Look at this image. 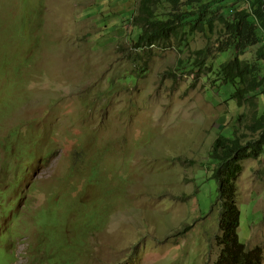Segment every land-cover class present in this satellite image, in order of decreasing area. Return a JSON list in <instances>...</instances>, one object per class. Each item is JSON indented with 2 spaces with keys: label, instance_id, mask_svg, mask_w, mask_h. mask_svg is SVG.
<instances>
[{
  "label": "rangeland",
  "instance_id": "rangeland-1",
  "mask_svg": "<svg viewBox=\"0 0 264 264\" xmlns=\"http://www.w3.org/2000/svg\"><path fill=\"white\" fill-rule=\"evenodd\" d=\"M140 1L0 0V56L15 59L0 60V264L47 261L50 245L65 264L81 240L74 264H215L217 186L202 163L221 125L230 136L246 113L243 131L251 111L184 69L204 34L137 50ZM160 2L152 9L166 13ZM237 186L239 238L264 249V153ZM63 196L108 215L88 236L84 215L60 210ZM74 222L68 238L61 226Z\"/></svg>",
  "mask_w": 264,
  "mask_h": 264
},
{
  "label": "trees",
  "instance_id": "trees-1",
  "mask_svg": "<svg viewBox=\"0 0 264 264\" xmlns=\"http://www.w3.org/2000/svg\"><path fill=\"white\" fill-rule=\"evenodd\" d=\"M163 1L167 5V12L162 11L160 14L152 9V3L158 6L160 0L140 1L141 15L132 19L133 22L137 19V23H141L137 27L138 34L134 42L136 49L155 47L158 44L167 47L171 38L181 41V45L185 42L187 46L191 36L196 33L204 34L209 42L184 62V69L190 73L202 70V76L210 77L212 85L231 87L229 99L234 100L240 109L247 108L251 111L249 123L244 125L243 131L238 125L247 116L246 113L236 116L230 136L222 133L226 127L221 125L220 133L212 143L209 158L205 164L202 163L206 174L210 175L208 178L214 180L217 186L216 200L210 212L213 213L216 209L219 212L220 234L216 237L218 255L215 264H263V247H248L238 235L240 210L237 206V180L243 163L249 159L257 160L264 153V113L259 112V96L264 95V0ZM160 15L164 17L160 18ZM216 18L221 23L219 30L215 27ZM214 35L216 38L213 42ZM5 39L8 40V35ZM4 57L13 58L2 54L0 60ZM133 61L140 74L146 72L148 62L142 63L139 55ZM20 67L16 68L18 73L21 71ZM130 78L137 79V76L130 75ZM96 176L97 173L93 170L89 182H94ZM111 193L106 192L108 195ZM63 198L62 206L65 207L60 210L68 208V213L72 216L84 215L87 218L84 227L88 236L99 228L98 219L101 222L100 218L108 215L101 210L99 217H95L96 211L87 202L73 205L67 203L66 196ZM63 228L64 234L69 238L78 233L79 224H64L61 231ZM83 241L68 245V252H77V258ZM51 250L54 254H47L48 260H38V264H53L58 254H55L52 245L48 251ZM76 258L65 264H74Z\"/></svg>",
  "mask_w": 264,
  "mask_h": 264
}]
</instances>
